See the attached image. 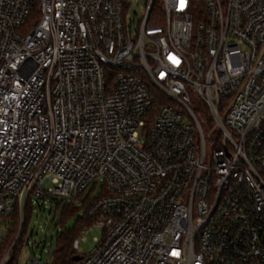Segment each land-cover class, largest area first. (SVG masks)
<instances>
[{
	"label": "built area",
	"instance_id": "1",
	"mask_svg": "<svg viewBox=\"0 0 264 264\" xmlns=\"http://www.w3.org/2000/svg\"><path fill=\"white\" fill-rule=\"evenodd\" d=\"M98 181L74 264H264V0H0V246Z\"/></svg>",
	"mask_w": 264,
	"mask_h": 264
},
{
	"label": "rangeland",
	"instance_id": "2",
	"mask_svg": "<svg viewBox=\"0 0 264 264\" xmlns=\"http://www.w3.org/2000/svg\"><path fill=\"white\" fill-rule=\"evenodd\" d=\"M158 3L160 4L161 11L162 2L158 1ZM142 6L143 2L140 8H136L137 11H141ZM190 97L192 101V111L194 112L202 130L206 146V153L208 154L211 150L213 142L217 140L219 129L215 122H211L208 119L207 110L200 97L195 93H191ZM220 114L223 115L224 111H222ZM94 184L95 183H91L88 186L84 192V196L89 194L90 199L98 197L102 183L98 181L95 186H93ZM79 203V201L76 202L77 205ZM81 213L82 210L79 212V214ZM58 217L59 215L50 208V205L47 201L42 202L40 200L38 203H34V210L31 213L30 221L27 227V241L29 245H25L19 253L20 264L26 263L31 254L40 258L41 264L51 262V254L47 253L46 251L48 245H50L51 251L53 250L55 246L56 232L61 230V227L57 224ZM74 221L75 217L70 218L65 226L70 227ZM90 228L91 229L88 231V233L84 235L85 239L80 240L78 244V248H80L83 253H88L93 248L95 245L94 238L99 240L102 236V225L100 223L95 222L92 224V226H90Z\"/></svg>",
	"mask_w": 264,
	"mask_h": 264
},
{
	"label": "trees",
	"instance_id": "3",
	"mask_svg": "<svg viewBox=\"0 0 264 264\" xmlns=\"http://www.w3.org/2000/svg\"><path fill=\"white\" fill-rule=\"evenodd\" d=\"M97 198L98 197L90 199L89 194L84 196V192H81L76 197L66 202L56 197L42 198L41 201H47L50 208L59 215L57 224L61 227V230L56 232L55 246L50 253L51 262L47 264L75 263L73 257L77 255L73 248V241L79 236L80 231L84 227H90L96 222L95 219L85 217V215L82 213L79 214V212L81 210H85L87 206H89V204ZM78 201L80 203L77 205L76 202ZM33 210L34 203L28 199L26 201L21 220L17 210H15L7 218L3 219V222L7 224L8 228L6 236L0 246V261L5 252L9 249L10 245L13 243L16 235H18V239L11 248V252L4 264H17L19 251L28 239L27 227ZM72 217H75V221L70 227H66L65 225L67 221Z\"/></svg>",
	"mask_w": 264,
	"mask_h": 264
},
{
	"label": "water",
	"instance_id": "4",
	"mask_svg": "<svg viewBox=\"0 0 264 264\" xmlns=\"http://www.w3.org/2000/svg\"><path fill=\"white\" fill-rule=\"evenodd\" d=\"M81 257L80 256H75V257H73V260L74 261H77V260H79Z\"/></svg>",
	"mask_w": 264,
	"mask_h": 264
}]
</instances>
